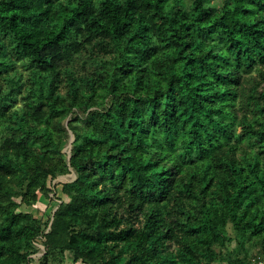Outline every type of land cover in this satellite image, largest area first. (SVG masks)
Wrapping results in <instances>:
<instances>
[{
	"label": "trees",
	"instance_id": "16d2710c",
	"mask_svg": "<svg viewBox=\"0 0 264 264\" xmlns=\"http://www.w3.org/2000/svg\"><path fill=\"white\" fill-rule=\"evenodd\" d=\"M219 7L204 22L212 0H0V264H29L47 219L17 208L69 168L38 264L54 251L72 264H246L243 239L242 256L215 248L227 222L264 256V124L244 118L236 132L221 91L204 86L234 97L230 81L264 63V0ZM86 49L89 72L66 70ZM74 106L89 110L68 122L66 161L53 122ZM245 138L256 148L229 155ZM177 186L191 198L179 217ZM122 204L141 226L108 211Z\"/></svg>",
	"mask_w": 264,
	"mask_h": 264
},
{
	"label": "rangeland",
	"instance_id": "374dc122",
	"mask_svg": "<svg viewBox=\"0 0 264 264\" xmlns=\"http://www.w3.org/2000/svg\"><path fill=\"white\" fill-rule=\"evenodd\" d=\"M222 0H212V8L203 16L202 21L206 22L211 17H213L218 11L219 6ZM93 57L92 52L89 49L84 50L81 54L76 56L74 60L72 61V65L66 67V70H72L75 71V74H84L89 72L90 70V58ZM19 68L22 70V73L25 74V70L22 69V66H19ZM264 63H259L255 65L250 71L239 73L238 76H236V80L230 81V90L234 94V97L225 96L223 94L225 92L224 86H217L214 82H205L204 86L205 88L209 90H220L221 95L223 97L222 99V106L224 110L227 112L229 116H232L236 119V132H240V126L241 121L244 118H247L248 121L253 122L255 126H258V124L263 125L264 124V98L261 96L264 93ZM60 91L62 94H65L68 90V84L65 83V81H62L60 83ZM216 93L214 99H216ZM21 102L18 101L15 105L20 104ZM89 110V109H88ZM88 110L80 109L76 106L72 107L67 116L60 120H54L53 125L59 126L60 128H63L65 130V137L60 143V150L63 154V157L66 161H68L71 152H72V145H71V139L72 134L70 129L68 128V122L71 121V119L75 116L78 117H84L87 114ZM76 122V121H72ZM249 144V145H248ZM248 146V147H247ZM257 142L253 143V138H245L240 139L239 141V147L233 152L228 151L229 155L238 156L241 152V147H246L247 150H249V147L256 148ZM226 148V146H223V149ZM191 168L186 169V171L183 172L182 177L188 178V171H190ZM75 178V171L72 168H69V171L64 174L56 175L53 178H47V192L46 194L37 192V200L42 199L43 197L49 198L48 205L45 208L37 207L38 209H34L36 213L38 214L40 211V220L42 222H46V219L49 218L53 211L56 210L57 206L61 203V201H66L68 199H63V192L60 190L61 185L64 182L71 181ZM196 182V181H194ZM197 187V186H196ZM208 194L204 197L206 200L210 199V195H213L214 197H219V186L216 184V180L213 181L212 185L208 189ZM174 196H176V199L171 198L169 201V206L172 208V212L174 216H181V212L177 210V202L184 203L185 206H190L191 198L187 197L185 193H181L178 189L174 190ZM33 204H20V206L17 208V210L28 209V207L32 206ZM110 214L119 216L120 213L123 214V217L125 218V222H129L134 224L136 227L141 226L142 221L141 217L139 218L137 215L131 214L128 215L127 207L124 206V204L116 207L112 206L110 208ZM219 231L225 238L224 245L218 246L216 245L215 248L222 250H228L230 256H234L235 251L239 252V256H242V250L239 246V240L243 239L245 246L248 250L247 253V263L246 264H264V256L260 253L259 249V242L255 239H252L251 241L247 240V237L239 238L236 231L232 228L231 223L227 222L226 225L220 226ZM67 234L64 231H61L60 235L55 236V241L57 244H63L66 240ZM48 244V242H47ZM168 248L171 249H178V247L173 243L168 244ZM52 257L54 258L53 264L61 263L64 264H72V254L69 251H64L62 253H59L58 251H54L52 253ZM83 264V263H79Z\"/></svg>",
	"mask_w": 264,
	"mask_h": 264
},
{
	"label": "built area",
	"instance_id": "2783aa9c",
	"mask_svg": "<svg viewBox=\"0 0 264 264\" xmlns=\"http://www.w3.org/2000/svg\"><path fill=\"white\" fill-rule=\"evenodd\" d=\"M52 220V215L47 218V224L45 225L44 229L40 234L36 236V238L33 241V244L35 246V250L31 253H29V264H38V261L42 254L45 252V246H44V233H46L49 230L50 223Z\"/></svg>",
	"mask_w": 264,
	"mask_h": 264
},
{
	"label": "crops",
	"instance_id": "0c3cea01",
	"mask_svg": "<svg viewBox=\"0 0 264 264\" xmlns=\"http://www.w3.org/2000/svg\"><path fill=\"white\" fill-rule=\"evenodd\" d=\"M64 197H66L65 199H68V197L65 194H63V199H64ZM49 200H50L49 198L43 197L42 199H40L36 203H34L32 206L28 207V209H24V211L31 212L34 216L40 218L39 213H41V211L37 214L35 210L38 209L37 207L45 208L48 205ZM49 264H53V263H49ZM57 264H64V263L61 262V263H57Z\"/></svg>",
	"mask_w": 264,
	"mask_h": 264
}]
</instances>
